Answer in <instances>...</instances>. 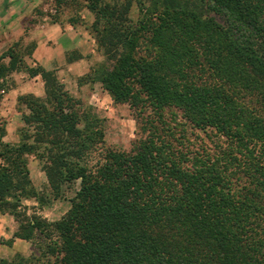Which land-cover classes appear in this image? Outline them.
Segmentation results:
<instances>
[{"label":"trees","instance_id":"obj_1","mask_svg":"<svg viewBox=\"0 0 264 264\" xmlns=\"http://www.w3.org/2000/svg\"><path fill=\"white\" fill-rule=\"evenodd\" d=\"M83 1L104 57L92 82L137 110L144 137L104 148L99 118L54 71L28 66L19 41L1 53L0 78L40 75L45 95L18 98L19 144L0 124V215L17 223L7 243L36 250L0 264H264V0ZM187 124L211 146L192 147ZM28 156L54 198L79 181L57 221L27 214Z\"/></svg>","mask_w":264,"mask_h":264},{"label":"rangeland","instance_id":"obj_2","mask_svg":"<svg viewBox=\"0 0 264 264\" xmlns=\"http://www.w3.org/2000/svg\"><path fill=\"white\" fill-rule=\"evenodd\" d=\"M108 1L110 0H104V2ZM44 5H46L45 13L40 9H36V14L38 16L46 15L49 19L57 18L58 21L72 18L76 20V22H79L80 15L78 12H84L85 10V8H83V0H62L59 6H57L56 0H44ZM130 17L133 21L138 17L135 4L132 5L130 10ZM92 22V20L87 22L88 25L86 24V28L88 29L89 35L93 38V34H91L90 31ZM81 27H83V25H81ZM17 41H19L20 46L17 48L16 52L20 53L22 56L24 55L23 60L27 64L26 54L30 51V45L33 44L34 41L31 39L30 34L26 32H24L18 40L10 43V46ZM103 61L104 57L101 52L98 51L97 59L90 70L93 68L94 70L99 69ZM7 62L8 59H5L4 63ZM28 66L35 67V65ZM19 73L26 74L23 72H14L2 78V81H0V124L5 127L3 142L10 144H19L21 141L22 132L24 131L21 116L23 113H26V108L24 105L18 103V98L20 96L13 100L7 99L6 102H3V98L7 91L14 86V77L22 75ZM89 73L91 76L89 74L88 76L76 80L73 79L71 82L67 81L66 83H62L64 89L72 97L82 101L85 106V108L82 106L85 110V116L88 113H94L99 118L104 132V148L128 152L135 142L141 137H144L140 125L143 121L141 117L137 115V110L130 107L128 104H114L110 97L104 94V90L100 84L92 82L91 77L93 73ZM84 110H82L83 113ZM149 111L150 110L147 109L144 114H148ZM165 117L167 120L173 119L179 124L184 123L179 112L174 109H166ZM185 135L187 139L190 140V144L193 145L192 147H194V141L198 143L197 145L202 142L207 147L211 146L209 138L206 137L204 133L193 129L189 124L185 127ZM28 168L31 184L37 192L38 199H30L23 202V205L27 208V214H32L34 212L50 222L59 220L69 210L71 200L74 198L75 192L79 189V181L73 182L70 185H64L60 196L54 198V194L49 189L46 177L42 171V163L34 156H28ZM2 216L0 215V259L11 260L16 254H20L26 258L31 254H36V250L31 243L21 240H19L16 245L7 243L16 230L17 223L8 215Z\"/></svg>","mask_w":264,"mask_h":264},{"label":"crops","instance_id":"obj_3","mask_svg":"<svg viewBox=\"0 0 264 264\" xmlns=\"http://www.w3.org/2000/svg\"><path fill=\"white\" fill-rule=\"evenodd\" d=\"M45 6L44 0H0V55L26 32L35 44L31 57H27L28 65L54 71L61 83L86 76L98 54L95 40L86 28L87 22L93 21V15L85 9L78 12L79 22L73 26L65 19L54 23L48 16L36 14V9L45 13ZM17 76L14 86L4 93L3 102L23 95L44 97L45 85L40 75ZM18 241L16 239L12 244L16 245Z\"/></svg>","mask_w":264,"mask_h":264}]
</instances>
